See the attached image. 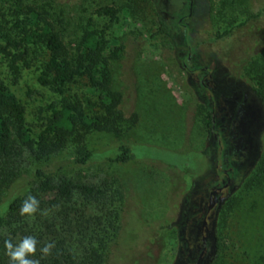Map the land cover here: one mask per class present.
<instances>
[{"label": "rangeland", "instance_id": "374dc122", "mask_svg": "<svg viewBox=\"0 0 264 264\" xmlns=\"http://www.w3.org/2000/svg\"><path fill=\"white\" fill-rule=\"evenodd\" d=\"M25 2L44 11L72 49L87 29L105 30L113 89L124 96L126 116H138V123L123 139L97 133L88 138L87 146L92 150L132 143L140 150V158L67 169L74 179L94 185L108 182L113 189L118 186L122 190V201L117 204L119 231L110 237L104 264H195L198 254L187 263L190 244L201 239L193 226V216L201 213L217 173L238 162L243 164L232 173L234 185L225 190V200L216 213L217 247L214 249L213 241L208 244V253L215 251L208 264H261L264 128L255 140L256 155L242 159L232 143L221 150L213 136H208L206 124L214 85L229 94L236 89L255 90L264 84V0ZM106 7L117 11L115 20L99 14ZM162 20L171 37L158 34ZM11 28L10 9L5 0H0V44L12 33ZM226 31L230 33L225 35ZM189 53L192 55L186 68L183 61ZM46 57L45 49L35 51L33 67L22 70L18 80L11 81L35 129L55 100L39 81ZM190 68L196 75H190ZM201 68H207L213 76L211 89L198 83ZM4 72L10 80L7 70ZM71 94L83 102L89 115L95 114L97 95L85 81L74 85ZM261 102L264 112V100ZM220 115L217 109L219 120ZM145 146L156 148L157 153L178 151L191 160L208 150L204 172L193 179L162 160L146 159ZM77 152L75 144L56 161L66 166L77 160ZM26 157L22 178L6 192L5 203L0 205V217L5 216L0 235L10 232L6 212L11 200L7 201L33 180L32 174L40 166Z\"/></svg>", "mask_w": 264, "mask_h": 264}, {"label": "trees", "instance_id": "16d2710c", "mask_svg": "<svg viewBox=\"0 0 264 264\" xmlns=\"http://www.w3.org/2000/svg\"><path fill=\"white\" fill-rule=\"evenodd\" d=\"M5 2L11 12L12 33L0 44V205L5 203L6 192L22 178L27 155L40 166L32 174L33 180L7 201L11 200L6 212L10 232L0 235V264H10L4 241L11 239L15 244L17 237L27 235L39 241L35 256L30 258L39 259L40 264H104L110 237L119 231L117 204L122 201V190L118 186L113 189L108 182L94 185L74 179L68 176L67 169L93 163H128L140 158V150L132 143L92 150L87 146L88 138L97 133L123 139L138 123V116H126L124 96L113 89L110 43L105 30L87 29L72 49L44 11L25 0ZM99 14L111 20L117 18L112 7L100 9ZM229 33L226 31L225 35ZM158 34L171 37L163 20ZM40 49L46 50L47 60L39 81L55 100L35 129L11 81H17L22 70L33 67L32 57ZM79 81H85L97 95V111L93 115L71 94ZM255 91L264 100V84ZM210 120L207 123L211 124ZM75 144L78 146L75 162L64 166L56 161ZM143 149L144 158L162 160L191 174L193 179L204 172L208 156L206 150L200 152L201 156L197 153L192 161L178 151L157 153L150 146ZM28 195L40 202L34 217L19 214L21 202ZM45 209L46 216L41 214ZM4 221L5 216L0 217V225ZM45 243L54 244L46 257L40 252Z\"/></svg>", "mask_w": 264, "mask_h": 264}, {"label": "flooded vegetation", "instance_id": "af4514ba", "mask_svg": "<svg viewBox=\"0 0 264 264\" xmlns=\"http://www.w3.org/2000/svg\"><path fill=\"white\" fill-rule=\"evenodd\" d=\"M191 55V53L187 55L188 60L191 59ZM184 66L188 67L186 61ZM200 71V76L197 78L199 85L203 88H210L211 83H215L211 72L207 68H201ZM190 75H196V72L191 68ZM210 92L212 97L208 101V107L211 124H206L208 136H213V140L221 150L229 147L232 143L240 152L242 159L254 157L257 152L255 140L264 128L261 96L253 89L250 91L236 89L227 94L221 92L218 85H214ZM217 109L221 113L220 120L216 116ZM242 164L238 162L237 167H231L224 170L223 173H217L215 183L210 187L207 201L204 200L206 202L202 204L201 213L199 216H193V226L197 228V235L201 236V239L190 244L189 256L191 258L189 257L187 263H190L192 258H196V254L198 257L195 264H208L210 262L215 251L208 253V244L213 241L215 243L214 249L217 247L214 235L216 213L225 200V190L234 185L233 171L240 170ZM186 245H189L188 242Z\"/></svg>", "mask_w": 264, "mask_h": 264}, {"label": "clouds", "instance_id": "9594fccd", "mask_svg": "<svg viewBox=\"0 0 264 264\" xmlns=\"http://www.w3.org/2000/svg\"><path fill=\"white\" fill-rule=\"evenodd\" d=\"M39 200L32 195H28L26 199L21 202L19 214L21 216L34 217L35 213L39 210ZM42 215H47L48 210H42ZM39 241L35 236L27 235L18 240L15 244L11 239L4 241L6 255L9 257L10 264H40L39 259H32L37 252V244ZM53 243H45L41 247L40 252L42 256L50 255Z\"/></svg>", "mask_w": 264, "mask_h": 264}]
</instances>
